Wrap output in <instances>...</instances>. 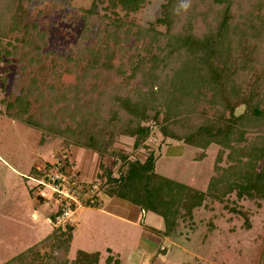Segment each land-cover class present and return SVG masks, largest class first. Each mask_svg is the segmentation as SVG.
<instances>
[{"label": "trees", "instance_id": "16d2710c", "mask_svg": "<svg viewBox=\"0 0 264 264\" xmlns=\"http://www.w3.org/2000/svg\"><path fill=\"white\" fill-rule=\"evenodd\" d=\"M146 1L94 0L64 56L51 49L44 19L29 20L23 0H0V62L17 66L0 113L39 130L42 146L61 139L99 157L100 182L78 180L85 190L98 185L84 205L120 198L161 216L170 237L207 199L264 201V0H165L157 20L164 31L130 25L117 12H138ZM155 132L201 149L198 160L220 147L205 191L157 173L154 152L143 160L114 150L121 137L134 138L135 151L150 150ZM69 165L66 155L31 177ZM73 231L58 227L4 264H100V252L70 258ZM106 264L123 262L109 255Z\"/></svg>", "mask_w": 264, "mask_h": 264}, {"label": "rangeland", "instance_id": "374dc122", "mask_svg": "<svg viewBox=\"0 0 264 264\" xmlns=\"http://www.w3.org/2000/svg\"><path fill=\"white\" fill-rule=\"evenodd\" d=\"M93 1L23 0V5L31 22L44 19L43 26L50 32L51 49L69 56L83 28L82 10L90 8ZM164 3L165 0H147L138 12L127 13L122 9L117 12L130 25H154L164 31V26L157 25ZM17 36L13 35L11 40ZM3 63L0 62V111L3 109L2 101L13 90L17 71L14 64L10 66L6 60ZM7 68L11 73L6 71ZM256 77L255 73L249 79L250 83ZM241 105L236 110L238 114L245 111L244 104ZM41 135L39 130L0 113V264L20 255L58 227L65 228L67 224L74 228L71 259L76 257L78 250L99 251L100 264H106L108 248H111L113 254L123 261L133 251L143 253L142 264H264V201L237 200L234 194L223 203L207 199L202 207L194 211V219L181 221L178 231L170 237L162 234L164 221L153 212H148L144 218L141 215L145 220L143 226L140 223L123 224L124 227L117 225L115 217L102 210L105 203L112 206L108 198L102 199L99 209L81 202L70 220L52 222L51 219L59 211V204L50 187L39 184L31 177L30 172L37 167L36 164L39 161L43 163L42 159H49L55 165L66 155L71 157L72 152L75 160L69 158L71 163L74 162L68 166V174H77L78 180L91 182L98 179L101 170L97 155L95 158L91 152L75 147L68 149L61 139L42 146ZM134 141L131 137H121L114 150L143 160L154 152L157 173L202 191L207 189L215 173L214 166L220 150L218 145H211L205 151V158L198 160L197 157L203 153L201 149L183 142L163 140L159 132L147 141L150 150L135 151ZM85 153L86 161L82 164L80 160ZM104 161L113 166L112 159ZM223 164L226 165V162ZM132 209L136 214L137 210ZM74 217L76 223L71 224Z\"/></svg>", "mask_w": 264, "mask_h": 264}, {"label": "built area", "instance_id": "2783aa9c", "mask_svg": "<svg viewBox=\"0 0 264 264\" xmlns=\"http://www.w3.org/2000/svg\"><path fill=\"white\" fill-rule=\"evenodd\" d=\"M37 181L39 184L47 185L52 189L53 197L61 209V213L57 217L58 223L70 220L78 205H81L82 200L92 198L98 189V185H95L89 190H85L79 184L77 177L68 174L67 171L61 172L56 166L50 169L44 179Z\"/></svg>", "mask_w": 264, "mask_h": 264}, {"label": "crops", "instance_id": "0c3cea01", "mask_svg": "<svg viewBox=\"0 0 264 264\" xmlns=\"http://www.w3.org/2000/svg\"><path fill=\"white\" fill-rule=\"evenodd\" d=\"M88 152V151H87ZM86 152V153H87ZM86 153L83 155V157L81 158V160H80V162L83 164V161L85 162L86 160H85V155H86ZM70 154H71V157H69L70 159L72 158V159H74L73 158V155H72V152H70ZM93 153H91V156H93V157H95L96 158V155L95 154H93ZM69 156V155H68ZM43 158H45L44 157V155H43ZM93 159V158H92ZM75 160V159H74ZM94 160V159H93ZM42 161H43V163H41L40 161L38 162V164H36L37 165V167H35L36 169H39V170H43L45 167H46V165H53V163L51 162V161H49V159H42ZM74 161H72V163H73ZM71 163V161H69V164H72ZM87 164V166H90V163L89 162H86ZM92 168V167H91ZM69 167L67 166L66 168H65V170L67 171V172H69ZM71 169V168H70ZM32 171V170H31ZM30 175H31V172H30ZM93 176V175H92ZM87 181V180H86ZM103 198H106V197H102V198H100V206H98V207H94V208H97V209H99V207H102L101 206V201H102V199ZM108 199H110V201H112V203H110V204H112V206H110V205H108V203L106 204H104V207H102L103 209V211H105V212H107V213H110L112 216H114L115 217V219L118 221L117 222V225H121V226H125V225H123V224H141L142 226L143 225H145V220H143L142 219V217H141V215L143 214V218H144V216L148 213H146V212H142L141 211V209L139 208V207H137V206H135V205H133V204H131V203H129V202H127V201H124V200H122V199H120V198H117V197H114V198H108ZM113 207V208H112ZM132 208H134L135 210H137V213L135 214V213H133L132 212ZM123 209H126V210H123ZM126 211V212H125ZM76 223V217H74V219L73 220H71V224H75ZM120 223H122V224H120ZM84 251H86V250H84ZM88 252H99V251H88ZM108 252H109V255H114L113 253H114V251H113V249H111V248H108ZM101 253V252H100ZM115 254H119V253H116L115 252ZM108 255V256H109ZM120 255V254H119ZM114 256H116V255H114ZM118 257H120V256H118ZM121 258V257H120ZM144 259V254L143 253H141V252H139V251H133L131 254H130V256H128V258L125 260V261H123L122 260V258H121V260H122V262H123V264H142L143 263V260Z\"/></svg>", "mask_w": 264, "mask_h": 264}]
</instances>
